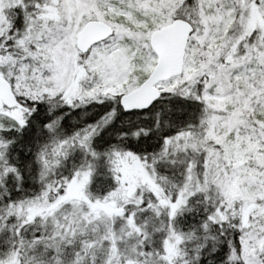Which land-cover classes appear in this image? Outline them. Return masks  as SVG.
<instances>
[{
	"label": "snow or ice",
	"instance_id": "6c2138e0",
	"mask_svg": "<svg viewBox=\"0 0 264 264\" xmlns=\"http://www.w3.org/2000/svg\"><path fill=\"white\" fill-rule=\"evenodd\" d=\"M0 264H264V0H0Z\"/></svg>",
	"mask_w": 264,
	"mask_h": 264
}]
</instances>
